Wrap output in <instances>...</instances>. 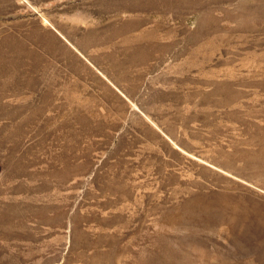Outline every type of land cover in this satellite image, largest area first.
Segmentation results:
<instances>
[{"label": "rangeland", "instance_id": "rangeland-1", "mask_svg": "<svg viewBox=\"0 0 264 264\" xmlns=\"http://www.w3.org/2000/svg\"><path fill=\"white\" fill-rule=\"evenodd\" d=\"M0 264H264V0H0Z\"/></svg>", "mask_w": 264, "mask_h": 264}]
</instances>
